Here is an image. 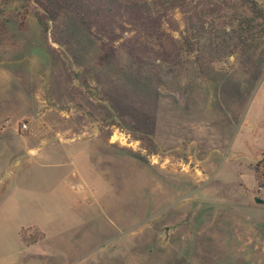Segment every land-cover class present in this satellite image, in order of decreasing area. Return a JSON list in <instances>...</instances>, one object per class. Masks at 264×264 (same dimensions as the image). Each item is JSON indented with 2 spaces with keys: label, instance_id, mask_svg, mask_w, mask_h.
I'll use <instances>...</instances> for the list:
<instances>
[{
  "label": "rangeland",
  "instance_id": "rangeland-1",
  "mask_svg": "<svg viewBox=\"0 0 264 264\" xmlns=\"http://www.w3.org/2000/svg\"><path fill=\"white\" fill-rule=\"evenodd\" d=\"M56 11L0 0V264H264V22L171 11L101 64Z\"/></svg>",
  "mask_w": 264,
  "mask_h": 264
},
{
  "label": "trees",
  "instance_id": "trees-1",
  "mask_svg": "<svg viewBox=\"0 0 264 264\" xmlns=\"http://www.w3.org/2000/svg\"><path fill=\"white\" fill-rule=\"evenodd\" d=\"M34 2L45 13L38 19L44 30L47 21L54 20L56 10L69 7L83 27L94 34L100 50L101 64L116 57V44L122 40L126 31L152 35L163 22L171 25L175 23V19L170 17L171 11L181 13L187 27L195 29L200 34L206 24L217 23L246 32L254 27V24L264 22V9L256 0H34ZM160 9H163V12ZM166 15L167 18L164 19ZM197 37L200 38V35ZM142 132L131 134L133 138L142 142L147 151L153 152L152 147L148 145V141L153 140L151 133ZM263 163L264 159L255 166L259 182L264 180V170L261 166ZM26 231L22 229L20 233L26 244L34 245L43 239L42 233L36 231L37 234L34 236H26Z\"/></svg>",
  "mask_w": 264,
  "mask_h": 264
},
{
  "label": "water",
  "instance_id": "water-1",
  "mask_svg": "<svg viewBox=\"0 0 264 264\" xmlns=\"http://www.w3.org/2000/svg\"><path fill=\"white\" fill-rule=\"evenodd\" d=\"M255 202L256 203H259V204H263L264 203V201L262 199H259V198H256L255 199Z\"/></svg>",
  "mask_w": 264,
  "mask_h": 264
},
{
  "label": "built area",
  "instance_id": "built-area-1",
  "mask_svg": "<svg viewBox=\"0 0 264 264\" xmlns=\"http://www.w3.org/2000/svg\"><path fill=\"white\" fill-rule=\"evenodd\" d=\"M23 128L26 129V128H27V125L24 124V125H23Z\"/></svg>",
  "mask_w": 264,
  "mask_h": 264
},
{
  "label": "crops",
  "instance_id": "crops-1",
  "mask_svg": "<svg viewBox=\"0 0 264 264\" xmlns=\"http://www.w3.org/2000/svg\"><path fill=\"white\" fill-rule=\"evenodd\" d=\"M29 152H32V151H29Z\"/></svg>",
  "mask_w": 264,
  "mask_h": 264
}]
</instances>
